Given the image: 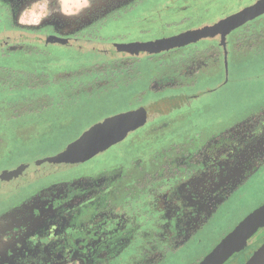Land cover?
Wrapping results in <instances>:
<instances>
[{
	"label": "flooded vegetation",
	"instance_id": "1",
	"mask_svg": "<svg viewBox=\"0 0 264 264\" xmlns=\"http://www.w3.org/2000/svg\"><path fill=\"white\" fill-rule=\"evenodd\" d=\"M225 3L232 6L224 10ZM32 4L0 0V57L17 70V84L30 90L43 87L40 93L24 94V100L93 101L108 109L120 96L112 89L121 88L123 98L131 87L133 105L103 109V115L78 132L89 129L96 134L91 142L100 145L113 132L144 138L129 140L126 135V140L108 144L125 155L117 162L53 176L70 168L65 167L28 180L16 192L25 194L0 215L13 216L17 228L0 247V264H199L249 212L264 205L262 200L221 232L225 208L264 168V101L208 127L191 123L198 116L192 110L174 108L163 121L159 109L139 124L94 123L135 109L150 96L155 103L174 100L176 88L191 85L219 56L226 68L227 55L258 31L264 11L254 15L250 8L264 5V0H112L92 5L91 15L68 29L58 16L32 13ZM231 16L240 21L226 33L213 34L218 37L214 58L212 44L178 55L184 47L207 40V32L189 43L165 40ZM113 24L121 29L107 33ZM50 47L83 56L66 62ZM200 55L202 59H195ZM160 62L172 66L170 71L161 74ZM67 127L59 124L50 130ZM254 217L257 229L221 264L241 260L264 242V213ZM205 240L210 241L207 248Z\"/></svg>",
	"mask_w": 264,
	"mask_h": 264
},
{
	"label": "rangeland",
	"instance_id": "2",
	"mask_svg": "<svg viewBox=\"0 0 264 264\" xmlns=\"http://www.w3.org/2000/svg\"><path fill=\"white\" fill-rule=\"evenodd\" d=\"M32 1L33 4L36 3L35 5L32 4V13L44 15L45 17L58 16L65 23V28L68 29L89 17L93 10L92 5L103 6L104 3L107 4V1L112 0ZM231 6L232 4L225 3L222 7L225 10ZM258 21L259 24L255 27L258 31H255L254 35L249 38H243L244 42L235 54L231 55L229 53L227 55L226 68L224 67V59L222 56H219L214 62L215 65L209 63L212 65V69L211 67L204 66L202 71L192 80L191 85L176 88L174 90V93H176L174 100H160L155 103L154 97L150 96L146 98L147 102H142L141 106L117 117L111 116L101 120L102 122L99 121L94 124H139V122H146L148 119H152L156 115L154 111L159 109L163 110L159 117V120L163 121L169 118L168 110L174 108L178 110H192L191 114H198V116L193 118L191 123L208 127L219 119L226 118L228 115L237 116L245 109L258 106V103L264 101V16ZM110 25L107 26L109 27L107 33L121 29L117 26L119 22L117 25ZM132 27L134 26L132 25ZM213 36L209 35L207 40L202 39L198 41L195 47H184L178 55H189L196 48H203L212 44L211 48L213 50L210 51V54L214 58L218 37ZM161 40L160 38L157 41L159 46L162 45ZM70 50L66 47L50 49L53 54L65 56L63 60L66 62L75 60V57L81 58L83 56L82 53L76 54L73 50H71L72 52ZM189 58L187 57L182 60ZM197 58L202 59V56L195 57V59ZM7 60L9 59L0 57V61H5L4 64L0 62V215L25 194H18L16 192L28 180L36 178L39 175L56 172L65 167L70 168L54 173L53 176L58 174L60 176L76 174L93 169L101 165L102 162L108 164L109 160L117 162L125 155L118 151L119 148H108V144L119 143L126 140L127 136L129 140L144 138L143 134H140L138 137L139 134L136 133L113 132L100 145L89 140V135H91L89 129L78 132L82 127L98 119L99 114L103 115L105 111L109 112L112 110L111 108L120 111L133 105L134 97L130 96L134 90L132 89L131 91V87L127 89L130 96L128 95L123 98L121 97V88L112 89L111 93L120 94V96L113 103L112 107L110 108L109 106L108 109H105L106 107L102 105V102L94 104L95 102L93 101L24 100V94H28L29 92L40 93L43 91V87L38 85L36 88H31L30 90L25 86L17 84L14 81L15 71L17 70L11 69L6 63ZM208 60L212 59L208 58ZM160 63L157 68L161 74L169 72L172 68V66L166 65L165 62ZM51 76L52 74L49 73L48 77ZM134 84L137 83H133V87H136L137 85L134 86ZM45 90L50 92L47 88ZM177 93H185L189 97L187 99H179ZM127 103L131 104L127 106ZM147 109L149 111L153 109V111L147 112ZM59 124L68 126L67 128L70 129L63 132L50 130V128ZM75 126L78 127L76 130H74ZM45 127L47 128L45 129ZM61 140L64 144L60 143ZM58 142L62 148L57 153L51 154L59 149L60 144ZM81 162L84 163L76 165ZM262 200H264V168L262 172L239 190L237 199H233L225 208L226 215L221 219V232L234 222H237L243 214ZM259 212L264 213V205L256 207L246 216H256ZM12 217L8 215L0 219V247L11 235L16 234L15 230L17 228L12 225ZM219 236H221L220 233ZM216 239L217 236L211 242H214ZM208 242L210 241L205 240V248L208 247ZM258 247L241 260L231 262L233 260L231 258L225 264H245Z\"/></svg>",
	"mask_w": 264,
	"mask_h": 264
},
{
	"label": "water",
	"instance_id": "3",
	"mask_svg": "<svg viewBox=\"0 0 264 264\" xmlns=\"http://www.w3.org/2000/svg\"><path fill=\"white\" fill-rule=\"evenodd\" d=\"M250 9L251 13L257 15L261 11H264V5L256 4ZM239 21V18H234L233 16L226 17L219 20L215 24L208 26L207 28H199L192 31L183 32L174 37L166 38L165 40L167 43L172 44L189 43L205 36V32H207L208 35H213L219 31L226 33L231 28H233L234 25H237ZM93 135H89L90 141H93ZM104 135V133H101V137ZM256 221L257 220L254 215L245 217L237 226L234 227L233 230H231L221 239V241L203 258L199 264H221L223 261H225L257 229L259 222L256 223ZM245 264H264V242L245 262Z\"/></svg>",
	"mask_w": 264,
	"mask_h": 264
}]
</instances>
